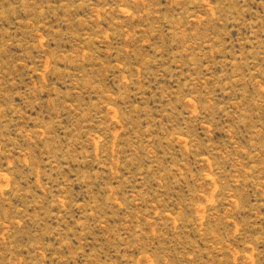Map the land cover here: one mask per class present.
<instances>
[{
	"label": "rangeland",
	"instance_id": "374dc122",
	"mask_svg": "<svg viewBox=\"0 0 264 264\" xmlns=\"http://www.w3.org/2000/svg\"><path fill=\"white\" fill-rule=\"evenodd\" d=\"M0 264H264V0H0Z\"/></svg>",
	"mask_w": 264,
	"mask_h": 264
}]
</instances>
